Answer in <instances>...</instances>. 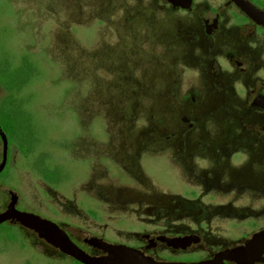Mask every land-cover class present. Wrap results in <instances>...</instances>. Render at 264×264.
Returning a JSON list of instances; mask_svg holds the SVG:
<instances>
[{
  "label": "rangeland",
  "instance_id": "374dc122",
  "mask_svg": "<svg viewBox=\"0 0 264 264\" xmlns=\"http://www.w3.org/2000/svg\"><path fill=\"white\" fill-rule=\"evenodd\" d=\"M11 2L24 13L21 20L30 33L20 27L14 36L4 18L0 60L10 68L29 66L33 75L21 91L40 113L49 103L55 156L49 164L68 171L62 206L66 219L133 245L123 233H137L138 221L153 218L162 206L195 201L173 189L174 178L182 173L172 155L189 161L188 152L169 144H202L190 152L196 154L192 161L197 171L202 169L199 156L208 154L205 144L231 137L235 113L227 106L230 99L212 92L208 102L201 103L202 98L191 104L183 94L191 78L185 64L205 61L204 46L190 40L194 25L187 16L162 11L151 0ZM190 104L206 109L211 104L213 112L195 114ZM188 175L197 177L188 171L184 178ZM91 219L94 227L88 224ZM22 244L0 243V264H71L44 259Z\"/></svg>",
  "mask_w": 264,
  "mask_h": 264
},
{
  "label": "flooded vegetation",
  "instance_id": "af4514ba",
  "mask_svg": "<svg viewBox=\"0 0 264 264\" xmlns=\"http://www.w3.org/2000/svg\"><path fill=\"white\" fill-rule=\"evenodd\" d=\"M151 1L162 11L187 16L194 25L190 28L192 45L205 48V61L185 64L191 78L189 90L183 94L190 97L191 104H196L202 98L201 103L208 102L214 95L212 92H216L230 99L227 106L235 113L231 137L216 141L211 138L205 144L208 154L199 156L201 170H195L192 159L196 154L190 152L202 144L196 140L191 144L184 140L182 144H169L188 152L189 161L182 158L185 156L172 155L173 165L182 173L174 178L173 189L184 191L195 201L174 203L169 208L161 205L153 218L138 221L137 233H123L124 238H132L133 245L112 241L103 234L87 231L84 224L68 221L62 209L66 203L63 189H66L68 171L49 164L55 160L49 103L44 99V105L48 104L40 113L38 105L24 96L26 91H21L33 75L29 66L10 68L1 59L0 216L14 209L48 221L63 231L75 246L96 257L102 254L87 244L91 239L123 245L155 261L246 264L252 260L253 264H264V0H191L188 9L167 0ZM10 2L0 0V22L4 18L7 24L10 22L6 29H11L14 36L19 35L20 27L28 35L29 28L21 20L24 13ZM4 29L2 25L0 30ZM191 104L189 107L195 114L213 112L211 104L207 109ZM63 147L61 152L66 151ZM188 171L197 177L189 176V172L188 178H184ZM205 198L209 204L201 203ZM243 200L249 204L242 206L238 201ZM92 223H95L93 219L88 224L94 227ZM107 231L116 232L115 228ZM22 242L44 259L80 264L36 231L12 220L0 223V243L19 248L24 246ZM237 255H240L239 262L234 259Z\"/></svg>",
  "mask_w": 264,
  "mask_h": 264
},
{
  "label": "water",
  "instance_id": "95a60500",
  "mask_svg": "<svg viewBox=\"0 0 264 264\" xmlns=\"http://www.w3.org/2000/svg\"><path fill=\"white\" fill-rule=\"evenodd\" d=\"M167 2L174 6H180L183 9H188L191 5V0H183L180 3L179 0H167ZM6 220H12L15 224L22 225L36 231L41 238L80 264H222L219 261L197 263L155 261L146 257L143 253L123 245H114L100 239H91V241H88L87 244L102 254L100 257H96L85 253L75 246L70 241L68 236L63 233V231L59 230L54 224L36 216L20 213L11 209L4 215L0 216V223ZM239 256L240 255L234 257L236 262H239ZM244 260L246 259L244 258ZM245 263L253 264L252 260L251 263Z\"/></svg>",
  "mask_w": 264,
  "mask_h": 264
},
{
  "label": "trees",
  "instance_id": "16d2710c",
  "mask_svg": "<svg viewBox=\"0 0 264 264\" xmlns=\"http://www.w3.org/2000/svg\"><path fill=\"white\" fill-rule=\"evenodd\" d=\"M20 71H21V70H20ZM19 75H20V78L23 79V74H22V72H20ZM26 75L28 76V74H26ZM23 80H24V79H23Z\"/></svg>",
  "mask_w": 264,
  "mask_h": 264
}]
</instances>
